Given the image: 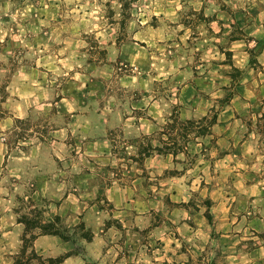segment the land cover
<instances>
[{"label":"crops","instance_id":"crops-1","mask_svg":"<svg viewBox=\"0 0 264 264\" xmlns=\"http://www.w3.org/2000/svg\"><path fill=\"white\" fill-rule=\"evenodd\" d=\"M222 1L221 5H214L211 0H154L156 10L153 15L158 14L162 23L153 28L151 33L155 38L148 43V46L156 43L175 49L167 58L166 72L174 74L179 85L177 90L184 94L178 99L179 119L199 122L216 111L209 132L194 138L191 168L171 177L176 190L173 195L181 197L193 189V197L208 199L211 208L207 211L194 203L193 213H190L189 208L175 207L168 215L170 223L176 225L173 230L156 227L148 232L145 241L141 240L139 232L127 230L125 224L119 228L106 225L105 221L118 217L114 211L118 204L121 208L134 209L130 193L127 189L116 192L114 187H109L106 194L113 209L106 212L94 202L96 199L71 191L85 187L87 175L71 180L68 173H80V170L66 164L65 157L69 155L59 148L65 146L73 122L78 118L87 121V116L71 114L65 126L49 133L51 138L48 135L38 138L34 133L29 138H35L36 142L22 143L21 149L9 148L7 135L16 121L28 119L34 105L32 96L37 92L35 84H22L24 80L15 73L5 86L7 96L2 104L7 115L0 118V264H13L22 254V237L27 232L10 206L16 196L25 193L29 194L35 208L43 207L45 219L41 225L49 224L54 216L63 223H85L90 229V240L76 242L28 231L27 237L30 234L36 236L32 242L35 253L43 259L63 256L59 264H191L195 260L208 264H264V152L259 144L264 141V134L255 129L262 117V114H256L258 108H264V0H251L250 3L246 0ZM178 3L181 7L197 5L198 11L205 16L212 13L215 19L207 24V29L215 28L212 23L217 26L222 35L215 40L220 45L225 44L226 49L215 47L211 42L214 38L206 37V34L193 33L192 45L184 40L182 30L186 26L179 20ZM7 4V0H0V10L6 9ZM234 26L241 33L224 37L223 30L235 29ZM171 30L175 33L173 38ZM139 34H133L132 40L125 45L129 46L125 59L143 70L144 60L148 58L143 41L137 37ZM250 40L258 50L256 66L250 65L247 50ZM134 46L142 50L136 51ZM131 47L133 52L129 51ZM224 52L230 53L229 58H224ZM231 69L240 71L241 78L235 83L236 92L229 102L218 105L221 103L214 99V94L224 92L231 85ZM189 97L193 104L188 101ZM138 107L139 103H135L127 109H140ZM147 109L150 111L151 108ZM96 121L93 127L85 125L84 128L100 135L96 143L101 144L103 137L117 128L122 135L131 138L149 135L155 127L153 121L154 127H150L148 120L137 124L126 114L117 117L116 112ZM164 157L177 161L179 156L165 154ZM186 198L176 201L184 203ZM140 200L142 207L148 209L150 199ZM206 212L212 217V224L207 220ZM187 219H193V224ZM245 239L254 242L244 244ZM75 247L80 250L73 252Z\"/></svg>","mask_w":264,"mask_h":264},{"label":"rangeland","instance_id":"rangeland-1","mask_svg":"<svg viewBox=\"0 0 264 264\" xmlns=\"http://www.w3.org/2000/svg\"><path fill=\"white\" fill-rule=\"evenodd\" d=\"M211 1L214 5L223 3L222 0ZM245 2L250 3L251 0ZM7 3L6 9L0 10V118L7 115L2 104L7 96L5 86L15 73L24 80L22 84L31 82L37 88L35 96H32L34 105L28 119L16 121L12 132L7 135L9 148L21 149L22 143L36 142L35 138H29L34 133L38 138L46 135L51 138L49 133L65 126L71 114L87 116V121L78 118L73 122V127H70L73 130L66 138L65 146L59 148L65 149L69 155L65 157L66 164L80 170V173H68L71 180L82 174L87 175L86 179L83 176L85 187L71 191L96 199L94 202L106 212L113 209L106 194L109 187H114L116 192L127 189L130 193L134 209L121 208L118 204L114 210L118 217L105 221L106 225L113 224L119 228L125 224L127 230L139 232L141 240L145 241L148 232L156 227L161 226L164 231L173 230L176 225L170 223L168 215L175 207L183 206L193 213L195 203L208 211L211 202L197 196L194 198L193 189L181 197L173 195L176 190L171 177L191 168L195 133L202 130L199 127L204 128L216 118V111L210 113L206 121L197 124L179 119L178 99L180 96L183 98L184 94L177 90L179 85L174 74L166 72L167 58L175 49L165 44L148 46L151 38H155L151 31L162 23L158 14L153 15L156 10L154 0H7ZM196 6L176 5L179 20L186 26L182 30L184 40L187 39L192 45L193 33L206 34V37L214 38L211 42L215 47L226 49L225 44L220 45L215 40L222 35L217 26L212 23L215 28L207 29V24L215 19L214 15L205 16ZM142 22L146 24L141 25ZM234 28H225L223 36H238L241 30ZM137 32L141 33L137 37L143 41L148 58L144 60L143 70H140V66L130 65L125 59L129 47L125 45ZM174 34L171 30L172 38ZM134 48L136 51L142 50L138 46ZM247 50L250 65L256 66L258 50L251 40ZM129 51L133 52V48ZM214 51L217 52V49L214 48ZM224 53V58H229L230 53ZM230 75L233 79L231 85L224 92L214 94V99L221 103L218 105L229 102L236 92L235 83L241 78L240 71L231 69ZM135 103H139L140 109H127ZM190 104H193V100ZM147 107L151 108L150 111L146 110ZM113 112L117 117L126 114L137 124L148 120L150 127L153 121L154 130L149 135L127 138L117 128L103 137L102 144L96 143L100 135L87 131L84 126L93 127L97 118L111 117ZM256 114H262V117L255 129L264 134V108H258ZM168 138L176 142L177 161L164 157L161 142H171ZM149 143L154 150L152 157L145 160L143 153ZM260 143V149L264 152V141ZM216 174L220 175L219 170ZM89 186L94 188L90 189ZM178 198H186V201L177 203ZM140 199H150L148 209L142 207ZM10 208L17 213L18 220L24 217L31 223L41 225L45 219L43 207L35 208L26 193L16 196ZM125 213L137 216L131 218ZM51 217L50 223L54 229L59 230L67 240L76 242L91 238L92 234L85 223L76 222L73 225L61 222L58 217ZM206 217L212 224L213 219L208 212ZM187 221L193 224V219ZM255 241L258 242V239ZM243 242L254 241L245 239ZM79 250V247H75L73 252ZM30 264L39 263L33 260ZM191 264L208 263L195 260Z\"/></svg>","mask_w":264,"mask_h":264},{"label":"trees","instance_id":"trees-1","mask_svg":"<svg viewBox=\"0 0 264 264\" xmlns=\"http://www.w3.org/2000/svg\"><path fill=\"white\" fill-rule=\"evenodd\" d=\"M202 121H206V118L203 119ZM214 121H215V118H213L204 128L199 127L198 129H202V130H197V132L195 133V137L206 135L209 132V127L212 125ZM187 123L193 124L195 122L187 121ZM168 139L171 140V142L169 143L161 142V144H163L164 153L176 155L177 154L176 149H175L176 142L172 141V138H168ZM172 148H174L175 150H172ZM153 150L154 149L149 143L147 148L144 149V153H143L144 157H148L149 155H151V152ZM19 221L25 225V231L27 232V234L29 230H31L30 232H32V230L39 229L40 230L39 233L41 235H55L63 239H66L63 236H61L59 230L54 229V225L51 223L47 225H40L37 222L31 223L24 217L21 218ZM27 234L25 233L22 237V254L19 258L15 260L13 264H30V262L33 260H37L39 264H59L63 261V258H64L63 256L57 257V258H49V259H43L42 257L38 256L35 253V251L32 249V242L36 236L33 234H30V236L27 237ZM90 239L91 238H87L86 240H90ZM28 250H29V253H28L29 256H27Z\"/></svg>","mask_w":264,"mask_h":264}]
</instances>
